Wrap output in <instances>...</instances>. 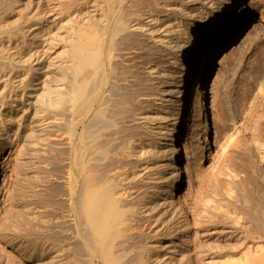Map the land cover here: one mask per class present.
I'll list each match as a JSON object with an SVG mask.
<instances>
[{
	"label": "bare ground",
	"instance_id": "bare-ground-1",
	"mask_svg": "<svg viewBox=\"0 0 264 264\" xmlns=\"http://www.w3.org/2000/svg\"><path fill=\"white\" fill-rule=\"evenodd\" d=\"M245 4V0H153L152 5L150 0L69 1L63 57L50 60L45 65L48 73L37 83L39 87H33V93L39 89L46 93L41 123L47 128L65 125L69 152L76 154L64 179L63 264H180L175 252L163 255L150 244L151 237L166 225L188 239L181 243L186 245L181 255H190L188 214L194 212L190 198L195 193L190 183L196 171L189 159L185 166L189 187L182 196V146L190 157L187 126L196 114V103L200 114H205L198 97L203 74L213 56L246 24ZM40 21L41 32H51L43 26L47 19ZM8 35V46L0 35V68L2 59L14 54L4 56L15 42ZM37 37L25 43L10 62L18 67L27 63L28 69L0 71V158L4 159L0 164V239L17 214L9 217L11 160L21 145L12 126H20L23 114L32 109L27 97L31 94L24 89L45 67L40 64V47L54 40ZM147 48L154 58L142 59ZM134 49L141 52L134 54ZM27 52L28 59H23L22 53ZM137 59L146 64L143 72L133 64ZM170 65L178 68L177 78ZM37 96L29 97L36 103ZM236 142L231 139L232 144ZM170 167L173 171L168 175ZM15 192L18 196L20 187ZM228 193L232 198V190ZM250 208L253 222L246 232L252 240L247 252L239 259L214 264H264V203L259 196L251 200ZM12 250V256L3 253L7 264L34 258L29 254L31 244Z\"/></svg>",
	"mask_w": 264,
	"mask_h": 264
},
{
	"label": "rangeland",
	"instance_id": "rangeland-1",
	"mask_svg": "<svg viewBox=\"0 0 264 264\" xmlns=\"http://www.w3.org/2000/svg\"><path fill=\"white\" fill-rule=\"evenodd\" d=\"M69 1L0 0V30L8 29L0 34L5 46L9 45L8 34L15 37L11 51L7 49L10 46H4L9 53L6 51L4 54L3 50L2 54L7 57L19 52L25 43H31L41 34L43 39L51 37L54 40L45 44L43 49L40 47V64L45 66L50 60H60L64 54L62 36L70 11ZM250 1L245 0L243 10L246 16L249 15L246 24L213 56L203 74L198 97L203 102L205 114H200L196 103V114L187 126L192 157H187L182 146V196L189 187L185 171L189 159L196 171V178H192L190 183V187L195 189L194 196L190 198L194 212L188 214L191 224L188 229L190 255L188 253L185 258L181 255L186 248L181 243L188 239L181 237L179 231L168 229L166 225L160 232H153L156 235L150 234L154 235L150 244L163 255L168 256V250L175 252L180 264L226 263L233 257H243L252 240L246 232V227L253 222L250 202L259 196L264 203V0L251 4ZM150 2L152 5L153 0ZM29 18L32 19L30 29ZM40 18L41 21L47 19L43 26L46 29L49 27L51 32H41V24H37ZM152 45L149 44L148 48L151 49ZM150 49L142 59L155 57ZM139 52V49L132 50L134 54ZM29 53H22L23 59H28ZM14 54L2 59L1 73L24 71V68L30 67L27 63L21 67L11 64ZM137 61L133 64L140 66L138 69L143 72L146 64ZM170 66L177 78L178 68ZM48 71L45 66L36 72L34 82H28L29 86L24 91L31 94L27 97L32 109L23 114L20 126H12L14 131L17 130L21 145L11 160L14 162V178L11 180L14 209L12 206L9 217L17 214L7 234L0 239V264H7V255L3 256L5 253L11 255L12 248L25 244L32 245L33 250L29 254H33L34 258H25L23 264H33L34 260L35 264H63L62 230L66 227L64 179L70 158L74 160L76 154L75 151L69 152L65 125L47 128L45 123H41L46 93L44 89L33 93V87H39L37 83L44 79ZM32 94L38 95L39 102L34 103V98L29 97ZM232 138L238 142L232 144ZM6 155L8 157L9 153ZM3 160L1 157L0 164ZM171 170L170 167L166 173L171 175ZM17 187L21 190L18 196L15 192ZM231 190L232 198L228 193ZM255 241L262 240L256 238Z\"/></svg>",
	"mask_w": 264,
	"mask_h": 264
}]
</instances>
